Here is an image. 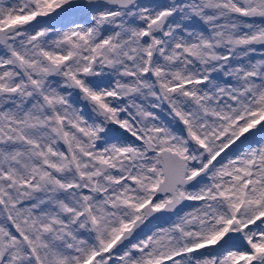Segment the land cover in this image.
Instances as JSON below:
<instances>
[{
  "label": "snow or ice",
  "instance_id": "6c2138e0",
  "mask_svg": "<svg viewBox=\"0 0 264 264\" xmlns=\"http://www.w3.org/2000/svg\"><path fill=\"white\" fill-rule=\"evenodd\" d=\"M0 264H264V0H0Z\"/></svg>",
  "mask_w": 264,
  "mask_h": 264
},
{
  "label": "rangeland",
  "instance_id": "374dc122",
  "mask_svg": "<svg viewBox=\"0 0 264 264\" xmlns=\"http://www.w3.org/2000/svg\"><path fill=\"white\" fill-rule=\"evenodd\" d=\"M145 2H149V0H145ZM152 2H163V0H152Z\"/></svg>",
  "mask_w": 264,
  "mask_h": 264
}]
</instances>
